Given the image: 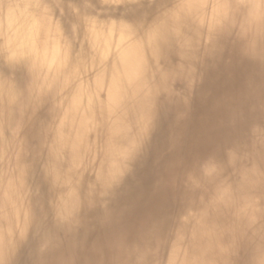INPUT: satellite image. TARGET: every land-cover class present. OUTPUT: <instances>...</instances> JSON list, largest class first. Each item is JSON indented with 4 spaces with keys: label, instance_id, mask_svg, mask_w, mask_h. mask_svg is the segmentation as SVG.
<instances>
[{
    "label": "clouds",
    "instance_id": "obj_1",
    "mask_svg": "<svg viewBox=\"0 0 264 264\" xmlns=\"http://www.w3.org/2000/svg\"><path fill=\"white\" fill-rule=\"evenodd\" d=\"M71 7L69 36L54 5L0 0V264H16L26 245L33 264L62 246L64 264H77L85 215L108 209L179 95L164 61L179 58L189 93L196 63L226 52L264 73V0H161L151 19L108 25L88 4ZM22 8L30 15L12 24ZM41 111L42 139L32 144ZM186 116L178 111L177 123ZM252 131L259 135L251 145L228 139L180 160L158 181L179 191L174 211L131 239L114 237L107 259L94 245L83 264H264V130ZM37 164L53 193L46 205L31 183ZM85 173L93 177L86 184Z\"/></svg>",
    "mask_w": 264,
    "mask_h": 264
},
{
    "label": "bare ground",
    "instance_id": "obj_2",
    "mask_svg": "<svg viewBox=\"0 0 264 264\" xmlns=\"http://www.w3.org/2000/svg\"><path fill=\"white\" fill-rule=\"evenodd\" d=\"M21 5H30L38 0H13ZM54 5L55 18L59 19L67 35L71 36V25L77 22L72 5L83 11L85 4L90 5L87 12L105 25L116 21H140L145 13L149 19L161 0L150 6V0H41ZM63 9V14L61 10ZM30 8H22L11 18L14 25H23L31 13ZM5 23L4 14L0 11V31ZM80 34L83 35L81 22ZM167 70L176 73L172 87L176 93L173 103L166 114H161L151 143L146 153L135 165L117 194L111 198L108 209L97 208L84 217L83 227L77 237L79 246L75 252L77 264L83 260L94 245L101 248L107 259L108 244L117 236L129 239L161 214L174 211L179 191L169 185L158 184L162 178H168L179 169L180 160H188L195 154H203L213 146L228 139L239 138L251 145L259 132L252 131L253 125L264 130V73L250 62H239L238 58L226 52L216 58H208L203 63H196V83L191 93L188 81L179 68L180 60L173 57L164 61ZM107 99L108 86L100 93ZM188 97V103H184ZM111 103L118 107V94H112ZM254 109V110H253ZM178 111L187 112L179 123L176 121ZM241 116L235 127L230 122ZM45 119L43 111L37 114L35 128L30 135L32 144H39L42 137L36 136L40 121ZM36 138H33V137ZM93 177L85 173V184ZM34 188L39 189L38 199L45 205L53 193L44 173L36 165L31 177ZM69 253L65 247L53 248L41 258V264H64ZM94 258H99V253ZM16 264H33L30 246H24L18 253Z\"/></svg>",
    "mask_w": 264,
    "mask_h": 264
}]
</instances>
